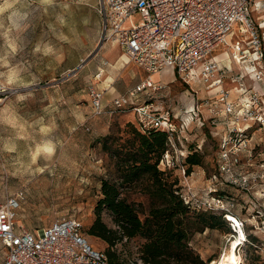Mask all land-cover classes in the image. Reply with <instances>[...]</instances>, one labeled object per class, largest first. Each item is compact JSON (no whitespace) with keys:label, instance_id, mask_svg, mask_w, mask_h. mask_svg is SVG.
Segmentation results:
<instances>
[{"label":"rangeland","instance_id":"1","mask_svg":"<svg viewBox=\"0 0 264 264\" xmlns=\"http://www.w3.org/2000/svg\"><path fill=\"white\" fill-rule=\"evenodd\" d=\"M98 2L0 0V84L10 92L0 105V206L8 196L23 191L26 200L18 212V226L35 231L57 220L76 218L84 225L94 250L107 258L109 252L117 251L121 258L143 264L138 253L142 241L121 238L123 241L116 245V231L118 237L122 235L106 209L102 211V220L115 232L111 236L115 245L88 234L103 198L102 182L116 183L120 176L116 158L104 146L116 139L123 143L138 126L133 113L94 114L89 94L90 88H100L102 84L96 79L97 69H109L120 54L125 55L111 41H104ZM132 21L137 24L139 19L134 17L126 24ZM234 40L228 43L232 45ZM109 46L115 47L112 52L117 57L104 54ZM214 55L224 70L220 74L224 90L239 87L240 82L248 91L247 97L256 96L259 100L254 112L260 122L242 120L241 127L249 126L245 133L249 145L233 167L234 178L222 173L219 167L220 142L229 133L231 121L222 112L218 123L213 124L212 115L204 106L205 125L191 126L182 139L186 157L171 160L170 167L167 163L160 165V169L165 181L178 182V194L182 197L188 198L190 192L195 195L198 202L194 201L192 209L204 208L201 202L207 200L215 204L211 196L220 198L218 209L206 212L224 215L227 211L241 220L246 236L238 249L242 264H264V79L260 86L252 82L249 72L253 67L239 57L236 63L228 46L217 49ZM118 74L116 89L121 94L146 78L133 62L127 71ZM152 79L167 85L161 101L175 114L189 107L193 100L200 105L219 100L218 88L208 91L200 84L190 88L177 77L174 68H167ZM105 80L112 81L111 74ZM113 91L111 87L104 102L114 99ZM235 92L230 96L239 100ZM217 108L222 110L220 103ZM46 143L54 146V155H40L38 161H33L32 152ZM181 144L177 142L180 148ZM194 152L202 156L203 165L193 167L186 180L180 167ZM145 186L122 189L123 197L141 211L142 220L152 207ZM210 189L216 193L209 195ZM236 238L237 234L224 221L215 230L197 233L191 247L207 264H216ZM5 255L0 244V264Z\"/></svg>","mask_w":264,"mask_h":264},{"label":"built area","instance_id":"2","mask_svg":"<svg viewBox=\"0 0 264 264\" xmlns=\"http://www.w3.org/2000/svg\"><path fill=\"white\" fill-rule=\"evenodd\" d=\"M97 11L104 41H114L130 62L145 71L146 78L110 103L104 102L106 89L90 88L94 114L133 113L143 130L155 128L166 132L168 151L160 165L167 163L170 167L171 160L186 157L181 144L184 134L191 126L205 125L202 107L212 115L213 124L218 123L219 113L223 112L231 125L220 142L219 167L233 179L239 154L249 145L245 140L249 126L241 127L242 120L260 122L254 112L259 100L256 96L247 97L248 91L240 82L235 87L240 99L231 98L233 91L224 90L220 75L224 70L214 53L228 46L236 63L239 57L253 67L250 79L260 86L264 79V0H99ZM134 17L139 19L137 24H126ZM229 37L230 41L236 39L232 45L228 43ZM167 68H174L177 77L190 88L193 84L203 85L208 91L222 87L219 100L212 104L206 101L205 105L193 100L189 107L175 114L161 101L167 85L152 79ZM9 94V89L0 84V105ZM182 163V174L188 180L187 165ZM208 193L216 190L210 189ZM189 194L191 197L183 198L192 207L198 200L193 193ZM211 199L215 204L207 200L201 202L204 208L193 209L216 211L221 200L213 196ZM25 200V193L19 191L0 206V244L6 250L3 264H109L104 254L93 249L84 225L76 218L57 220L35 231L18 226V212ZM225 212L223 217L233 234H238L235 223L227 219L232 214ZM235 218L240 222L239 229L244 230V223Z\"/></svg>","mask_w":264,"mask_h":264},{"label":"trees","instance_id":"3","mask_svg":"<svg viewBox=\"0 0 264 264\" xmlns=\"http://www.w3.org/2000/svg\"><path fill=\"white\" fill-rule=\"evenodd\" d=\"M115 143L116 148H113ZM104 149L116 158L120 176L116 183L102 182L103 198L88 234L106 240L112 247L115 245L111 239L115 232L102 220V211L106 209L122 235L118 237L119 231H116V245L123 241L121 238L142 241L138 253L143 264H207L191 247V241L197 233L215 230L222 222H228L223 214L192 209L178 194V182L169 183L163 179L160 162L168 151L166 132L155 128L143 130L138 124L123 143L116 139ZM185 164L187 173L191 174L193 167L203 165L202 156L194 152L186 158ZM140 185H146L145 191L152 199L151 210L144 220L138 207L128 202L122 193V189ZM108 263L138 264L121 258L117 251L108 253Z\"/></svg>","mask_w":264,"mask_h":264},{"label":"bare ground","instance_id":"4","mask_svg":"<svg viewBox=\"0 0 264 264\" xmlns=\"http://www.w3.org/2000/svg\"><path fill=\"white\" fill-rule=\"evenodd\" d=\"M228 41H230V37L228 38ZM113 45H115V46H117V44L114 42V41H112L111 42ZM219 56H217V58H218ZM221 58H222V56H220ZM122 61V62H120V65H122V63H123V61H125V62H127V64L129 63L128 61H129V58H128V56L125 54V55H123V56H121L120 57V59H119V61ZM110 67L111 68H115V65H113V64H111L110 65ZM249 67V70H250V68H251V66H248ZM253 72V71H252ZM252 72H249L250 74H252ZM154 76V75H153ZM152 76V77H153ZM111 79V78H110ZM110 83V81L109 80H107L106 82H105V85H110L109 84ZM111 87V86H110ZM215 88H218L219 89V91L221 90V88L222 87H215ZM110 89V88H109ZM234 90H236V88H232L231 89V91H234ZM54 152H55V149H54V146L52 145V144H50V143H46L44 146H38L33 152H32V160L33 161H38V157L40 156V155H45V156H49V157H52L53 155H54ZM229 216H233V215H229ZM234 218H235V216H233ZM236 219V218H235ZM237 220V219H236ZM240 231H243L244 232V230L242 229V228H240V229H238V232H240ZM244 237L245 238H241L238 234H237V238H236V240H238L239 241V246L236 248V250H235V256H236V260H235V264H242V260H241V258H240V256H239V254H238V249H239V247L241 246V244H242V242L243 243H245L244 241L246 240V236L244 235ZM233 241V240H232ZM232 241H231V243H230V246L228 247V249H226V251H224L222 254H221V256H220V258L217 260V262H216V264H231V261L230 260H228V257L232 254Z\"/></svg>","mask_w":264,"mask_h":264},{"label":"crops","instance_id":"5","mask_svg":"<svg viewBox=\"0 0 264 264\" xmlns=\"http://www.w3.org/2000/svg\"><path fill=\"white\" fill-rule=\"evenodd\" d=\"M118 47V46H117ZM119 48V47H118ZM113 49H115V47L114 48H111L110 46L105 50V55L106 56H108V57H114L115 56V54L113 55ZM119 50L120 51H122L120 48H119ZM120 55H122V54H120ZM120 55H119V57H120ZM115 57H117V56H115ZM119 57L117 58V59H115L113 62V65H115V68H109V69H106V68H98L97 70V74H99V80H98V83H102L101 85H100V88H102V89H106L107 91H106V93L109 91V88H111V87H113V89H114V99L115 98H117V97H119V96H121V95H124L125 93H120V92H118L117 91V89H116V83H117V80H118V76H119V74L118 73H120L121 71H127V66L130 64V62L127 64V62H125V61H123V63H122V65H120V62H122L121 60L120 61H118L119 60ZM108 65V64H107ZM111 65V64H110ZM109 65V66H110ZM105 66V65H104ZM141 69V68H140ZM143 70V69H142ZM144 71V70H143ZM145 72V71H144ZM108 74H111V76H112V81H110V85H105V82H106V80L105 81H103L104 80V78L106 77V75H108ZM156 75V74H155ZM154 75V76H155ZM144 79H142V80H140L135 86H137L139 83H141L142 81H143ZM154 80V79H153ZM155 81V80H154ZM156 82H161V81H156ZM163 83V82H162ZM111 86V87H110ZM134 86V87H135ZM133 87V88H134ZM132 89V88H131ZM130 90V89H129ZM111 93V92H110ZM105 96H106V94H105ZM113 100V99H112ZM112 100H105L107 103L108 102H111Z\"/></svg>","mask_w":264,"mask_h":264},{"label":"snow or ice","instance_id":"6","mask_svg":"<svg viewBox=\"0 0 264 264\" xmlns=\"http://www.w3.org/2000/svg\"><path fill=\"white\" fill-rule=\"evenodd\" d=\"M227 219L230 221V222H233L235 223L237 229H239L240 227V222L238 220H236L233 216H228ZM238 235L241 237V238H245L244 237V232L243 231H240L238 233ZM239 246V241L234 239L232 241V254L228 257V260L231 261V264H235V260H236V256H235V250L236 248Z\"/></svg>","mask_w":264,"mask_h":264}]
</instances>
